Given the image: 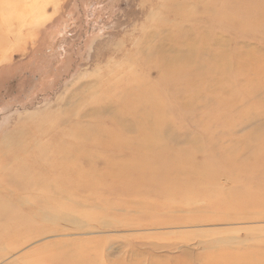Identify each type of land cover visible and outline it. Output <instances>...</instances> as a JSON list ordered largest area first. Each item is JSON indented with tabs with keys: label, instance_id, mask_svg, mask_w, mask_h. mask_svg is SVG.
Here are the masks:
<instances>
[{
	"label": "rangeland",
	"instance_id": "rangeland-1",
	"mask_svg": "<svg viewBox=\"0 0 264 264\" xmlns=\"http://www.w3.org/2000/svg\"><path fill=\"white\" fill-rule=\"evenodd\" d=\"M209 34L216 87L170 68ZM262 123L264 0H0V264H264Z\"/></svg>",
	"mask_w": 264,
	"mask_h": 264
},
{
	"label": "bare ground",
	"instance_id": "bare-ground-1",
	"mask_svg": "<svg viewBox=\"0 0 264 264\" xmlns=\"http://www.w3.org/2000/svg\"><path fill=\"white\" fill-rule=\"evenodd\" d=\"M201 39L202 40L206 39V41L210 40L214 46H217L218 50H216L214 52L215 54H214L212 59H210V60L206 59L205 61H203L202 60V58L204 57L203 52L201 51L200 54L192 53V50L190 48L192 45L190 46L189 45L190 43H189L188 44L189 49H187L185 51L184 50L178 51L177 54H176V52L175 53L173 52L174 54H176V56L174 57L175 59L171 60L170 68L172 70H175L176 72L184 70V71H187L188 73L189 72L192 73V71H193V73H195V78H189L191 84L192 83L195 84L196 81L204 82V80H207L206 83H211L214 87H216L219 84L221 85L224 82H227V80H225V78H226L225 74L230 69L229 66L231 65L229 60L224 58V57H226V52L223 51L224 49L223 48L219 49L220 47L225 46V42L223 39H221L217 35H213V34H209V35H207L206 38L204 37ZM238 49H240V48H238ZM235 52H236L235 53V59H237V60L233 63H234V65H236V67H240L239 69H242L244 67L245 61L252 62V56H251L252 51H249V53H246V52H240V50H235ZM205 53H207V51H205ZM239 58H242L243 62H240V61L238 62ZM213 70L215 72H218V73H213L214 75H210ZM175 74H177V73H175ZM207 76H212V77L207 78ZM185 82L187 83V81H185ZM231 85L232 84L229 83V87H231ZM257 91H260V90H253L252 94L256 95ZM145 92H147V94L150 95L151 94V87L145 89ZM85 94H88V93H85ZM195 96H196V99L200 98V96L197 94L194 95V97ZM88 97L89 96L84 95L81 97L82 98L81 100H85V99L87 100ZM147 100H148L147 97H142V98L140 97L138 99L130 100L131 104L129 105V110H131L133 113L136 114V115L133 114V117L135 119L132 121H134L135 123H137L139 125L141 124L142 129L143 128L146 129V127L150 128L151 130H153V132L156 135V132L154 131V129H155V126H156L157 122L159 121L158 119L160 117L158 115H156L155 117H153L154 119L152 122L143 121L140 118H143L147 114L148 108L145 104H142V106L136 105V102H139V101L146 102ZM224 100L228 101L229 99L226 96V98ZM190 101H191V98H188V97L185 98V102H190ZM75 104L77 106V102L73 103L72 105L75 106ZM245 109L243 112H245ZM93 110L90 112H87V113L88 114H94V113L98 112V110H96L95 108ZM151 114H152L151 111H149L148 116H150ZM248 116L251 117L252 115H248ZM256 116H258V114H256ZM245 117H246V115H244L243 119H247V117L246 118ZM249 117L247 119V121H249V122L253 121L255 118V117H251V118H249ZM263 127H264V123H262V125H258L256 128H254L251 136H249V138H246L247 142H243V143L239 144V147L236 148V151H239L238 153H242L248 157L253 156L255 151L258 152V149H256V146L259 145L261 141H263V135H264V131L262 129ZM44 132L45 131H42L40 133L44 134ZM159 134L162 135L161 132H157V136ZM145 138L150 139L151 137L145 136ZM84 140H86V139H84ZM39 155L42 156L43 158H45V160L47 161V163H46L47 167L45 165L37 166L39 173H45L46 172V173L54 174L55 172L56 173L61 172V170L59 168H57L59 165V164H57L59 161L58 160L59 158L57 156L45 155L42 153H39ZM237 156H239V155L237 154ZM66 164L64 166L65 170H72V168ZM72 171H74V170H72ZM161 171L164 172L163 169H161ZM17 176H18V179H20V180L31 179L32 183L30 184V186H36V183L38 184V186L39 185L43 186L46 183L45 178H43L41 176H34L33 174H31L29 171H26V170H19L17 172ZM74 177L75 178H77V177L85 178L86 176L84 175L83 171L76 170V175ZM35 180H36V183H35ZM173 181H175V180H173ZM47 183H46V185H47ZM162 196H165V195H162ZM236 198H238V197H236ZM254 199H255V201H257L256 197Z\"/></svg>",
	"mask_w": 264,
	"mask_h": 264
}]
</instances>
